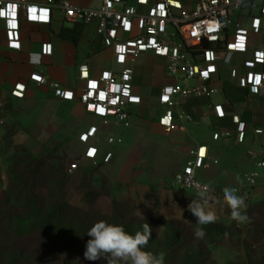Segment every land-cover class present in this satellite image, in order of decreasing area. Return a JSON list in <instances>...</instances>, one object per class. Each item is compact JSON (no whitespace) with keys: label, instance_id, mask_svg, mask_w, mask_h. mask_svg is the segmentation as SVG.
Returning <instances> with one entry per match:
<instances>
[{"label":"rangeland","instance_id":"374dc122","mask_svg":"<svg viewBox=\"0 0 264 264\" xmlns=\"http://www.w3.org/2000/svg\"><path fill=\"white\" fill-rule=\"evenodd\" d=\"M145 65V61L140 60L135 66L137 84L148 86L151 77L159 76L156 83L161 85L164 62L159 59L152 73ZM8 88L0 83V198L9 186V171H18V153L26 151L36 159H54L51 163L66 171L69 184L65 200L71 208L81 210V215L86 216L90 209L106 210L110 214L120 207L138 217L160 222L158 239L151 244L150 251L162 259V264L204 261L206 264H261L264 234L259 229H264V171H259L255 187L248 186V178L258 160L256 154L240 152L238 163L243 165L237 168L233 160H222L220 165L200 172V179L214 191L208 199V208L217 216L215 223L201 226L188 211V204L198 196L180 191L175 184L176 175L183 170L188 153L196 144L189 134L168 135L160 127L159 117L164 110L158 104L155 88L144 89L143 93L155 97L143 94L137 113L127 125L104 128L99 135V147L105 155L112 153L113 157L110 161L103 158L97 162L83 157L80 136L98 122L89 116L84 106L57 98L46 86L38 85L25 101H17ZM110 136L120 137L123 144L110 146L107 142ZM225 187H236V194L245 198L246 210L251 212L252 227L248 226L249 220L239 224L243 235L236 233L235 236L234 223L226 215ZM56 195L59 196L57 192ZM213 225L224 227L228 234L233 233L234 242L230 243L229 236L219 232H224L222 228L215 230ZM254 225L260 227L254 228ZM199 227L206 232L203 239L194 235ZM179 228H185L188 236L181 237V251L173 253ZM185 238L191 241L185 242ZM246 243L256 251L250 258H247ZM203 247L210 257L199 258L197 262L196 257L202 254Z\"/></svg>","mask_w":264,"mask_h":264},{"label":"built area","instance_id":"2783aa9c","mask_svg":"<svg viewBox=\"0 0 264 264\" xmlns=\"http://www.w3.org/2000/svg\"><path fill=\"white\" fill-rule=\"evenodd\" d=\"M148 2L142 0L143 4ZM55 11L62 14L65 25L88 27L96 23L97 36L115 58V69L103 72L95 85L79 93L58 83L50 87L57 98L80 102L100 121L99 127H91L80 136L86 161L112 159V153L105 155L99 147L98 134L104 128L127 125L137 113L141 98L135 94V66L146 55L164 62L165 83L158 97L164 113L159 125L168 135L189 134L194 118L184 111V103L214 96L222 66L236 65L241 89L264 92V0H192L188 4L158 0L145 12L127 0H102V6L96 9L78 8L68 1L48 0L47 5H37L30 0H0V27L6 44L22 43L25 23L52 25ZM90 71L89 65L80 66V80L89 81ZM31 81L49 85L42 73L32 74ZM27 91L26 84L19 82L12 96L24 99ZM244 138L245 132L239 131L238 142L243 143ZM107 142L110 146L123 144L116 136H110ZM218 164L210 147L196 145L175 177L177 188L197 195L207 186L208 195L213 196V189L200 179V172ZM259 171H264V161L255 163L248 178L250 188L257 185Z\"/></svg>","mask_w":264,"mask_h":264},{"label":"crops","instance_id":"0c3cea01","mask_svg":"<svg viewBox=\"0 0 264 264\" xmlns=\"http://www.w3.org/2000/svg\"><path fill=\"white\" fill-rule=\"evenodd\" d=\"M57 1L58 3L68 1L78 8L96 9L102 6V0ZM127 1L140 12H145L158 0H149L147 4H143L142 0ZM190 1L192 0L183 2L188 4ZM30 2L37 5L48 4V0ZM54 17L55 21L50 26L25 23L20 45H7L0 27V83L9 87L11 95L16 83H24L28 88L25 98H15L17 101L28 99L38 86L31 81V75L34 73H42L47 77L49 85L46 87L58 83L68 90L79 93L80 90L95 85L103 72L116 68L113 51L107 50L97 36L96 23L86 27L82 40L76 46L60 36L63 29L73 25H65L62 22V14L58 11H55ZM141 60L145 61V67L152 73L159 59L153 55H146ZM84 64L89 65L91 70L89 81H81L79 78V68ZM235 68L236 65L222 66L216 84L218 92L211 98L188 99L184 103V111L194 118V125L191 126L189 133L192 141L196 145L210 147L214 157L219 161L218 165L222 160H233L237 168L243 165L238 163L241 159L240 152L254 153L258 159L256 162L264 161V92L241 89L238 84L239 73ZM163 75L162 69L161 85L156 83V80H160L159 76L151 77L147 84L156 89L155 96L158 94V97L165 83ZM148 86L138 85L135 81L136 96L140 98L146 94L154 98L155 96L151 94L143 93ZM92 117L98 122L91 125L87 131L91 127L100 126L99 119ZM242 130L245 132V138L243 143H239L238 135ZM103 131L98 134V139Z\"/></svg>","mask_w":264,"mask_h":264},{"label":"trees","instance_id":"16d2710c","mask_svg":"<svg viewBox=\"0 0 264 264\" xmlns=\"http://www.w3.org/2000/svg\"><path fill=\"white\" fill-rule=\"evenodd\" d=\"M85 30L86 26L77 24L63 29L60 36L78 46ZM16 160L18 171H9V186L4 197L0 198V264H63L64 261H69L70 264H104L106 260L103 258L88 261L83 255L86 243L90 239L87 235L88 230L95 222L101 220L122 225L131 234L142 231V225L148 223L152 234L145 250L150 251L151 244L158 239L162 227L160 222L138 217L127 209L117 207L110 214L106 210L104 212L90 209L84 216L81 215V210L71 208L65 200L69 184L68 174L62 167L51 163L54 159L46 157L36 159L24 151L18 153ZM53 184L56 186L51 187ZM208 197L210 199L211 195ZM246 214L249 217L248 226L251 228V212L246 210ZM226 215L230 217L229 208ZM233 223L235 236L236 233L243 235L237 222ZM212 227L218 230L222 228L219 225ZM259 227L254 225V228ZM222 230L224 232H219L227 234L228 241L233 243L235 238L233 233L228 234L224 227ZM259 230H263L264 234V229ZM185 231V228L177 229L175 235L177 248L173 253L181 251L179 250L183 247L180 243L181 237L188 236ZM184 241L190 242L191 239L185 238ZM246 247L247 258H250L256 251L250 244L246 243ZM201 252L196 261L199 258L210 257L206 248L203 247ZM260 261L261 264L264 263V257ZM197 264L206 263L204 261Z\"/></svg>","mask_w":264,"mask_h":264},{"label":"clouds","instance_id":"9594fccd","mask_svg":"<svg viewBox=\"0 0 264 264\" xmlns=\"http://www.w3.org/2000/svg\"><path fill=\"white\" fill-rule=\"evenodd\" d=\"M237 179L239 180V177ZM236 193V187H225L223 201L230 209V218L239 225L249 220L246 214L248 206L245 198ZM197 195L198 198L192 199L188 204V211L196 217L198 225L215 223L216 213L208 208L207 186H204ZM151 234L152 229L148 223L142 225V231L131 234L122 225L101 220L95 222L88 230L87 235L90 239L86 243L83 255L88 261H98L103 258L106 264H162V259L145 250ZM194 235L198 239H203L206 232L203 227H199Z\"/></svg>","mask_w":264,"mask_h":264},{"label":"snow or ice","instance_id":"6c2138e0","mask_svg":"<svg viewBox=\"0 0 264 264\" xmlns=\"http://www.w3.org/2000/svg\"><path fill=\"white\" fill-rule=\"evenodd\" d=\"M91 154V153H90ZM201 154H203V153H201Z\"/></svg>","mask_w":264,"mask_h":264}]
</instances>
